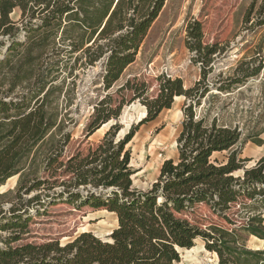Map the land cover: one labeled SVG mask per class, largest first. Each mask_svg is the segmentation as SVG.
I'll return each mask as SVG.
<instances>
[{
    "label": "trees",
    "instance_id": "16d2710c",
    "mask_svg": "<svg viewBox=\"0 0 264 264\" xmlns=\"http://www.w3.org/2000/svg\"><path fill=\"white\" fill-rule=\"evenodd\" d=\"M165 1L0 0V185L19 175L17 196L36 191L22 207L0 210V264H174L197 240L216 255L217 264H264V251L246 246L249 237L264 241V155L251 166L240 158L241 145L263 144L264 4L257 8L252 2L245 11L242 57L233 67L216 72L218 59L233 48L204 44L200 24L191 23L185 45L199 79L185 88L179 78L162 77L160 99L122 139L112 128L88 155L63 162L73 121L58 120L49 109L55 78L48 81L33 68L41 69L47 51L61 41L68 47L66 63L72 62L69 74L80 62L101 65V84L109 90L135 61ZM255 79L257 112L244 121L237 99ZM23 87L32 90L20 97ZM179 97L184 103L177 157L163 161L147 190H137L126 146L140 126ZM104 123L92 121L86 138ZM223 153L224 160L213 159ZM58 203L112 213L117 226L108 241L82 232L64 245L52 240L13 246L28 233L31 207L37 216ZM199 207L230 228L194 224Z\"/></svg>",
    "mask_w": 264,
    "mask_h": 264
},
{
    "label": "rangeland",
    "instance_id": "374dc122",
    "mask_svg": "<svg viewBox=\"0 0 264 264\" xmlns=\"http://www.w3.org/2000/svg\"><path fill=\"white\" fill-rule=\"evenodd\" d=\"M252 2L256 3L257 8L264 4L263 0H166L158 18L143 39L135 61L107 91L103 89L100 80L101 65L83 67L80 62L72 68V74H69L72 62L66 63L67 44L59 41L54 51L48 50V58L44 57L47 65L45 63L41 69L35 66L33 71L35 75H47L48 81L55 78L49 90L54 104L49 109L58 114V120H66L67 124L69 119L73 121L69 127L72 141L65 151L63 162L72 155L80 158L88 155L112 128L118 129L116 139H122L132 126L147 115L149 105L160 99L159 85L162 77L179 78L185 88L191 87L199 79V68L193 64L192 54L185 45L187 27L191 23L200 24L204 44L229 43L230 48H233L229 52L225 51L218 59L216 72L233 67L242 57V21ZM56 62L58 66H52ZM6 72L7 69L4 70ZM258 82L259 79L248 81L241 88L237 99V115L244 121L250 119V111L257 112ZM29 90L18 88V94L21 97ZM183 103L182 97L174 99L171 109L162 111L156 119L140 126L126 146L130 152V167L135 172L132 176L135 189L147 190L157 178L163 161L176 159V138L182 122ZM94 120L105 123L86 138L87 126ZM261 138V146L251 142L241 145L240 158L250 160L247 166L253 165L264 155V136ZM225 155L215 154L213 159L222 161ZM240 174L241 171L234 175ZM18 180L19 175L0 185L1 211H7L11 205L22 207V204L36 194V191L29 195L22 192L17 196L15 188ZM45 209V213L37 216L35 207L29 209L32 218L28 222V233L13 246L25 243L40 245L52 240L64 245L82 232L108 241L109 235L117 226L115 215L104 210L95 211L89 207L78 210L62 203ZM193 218L198 222L194 224L202 228L212 224L230 228V225L215 218L203 207L195 211ZM246 246L250 250L264 251V241L254 237L247 239ZM174 264H217V258L204 249L202 241L197 240L190 250L180 251V260Z\"/></svg>",
    "mask_w": 264,
    "mask_h": 264
},
{
    "label": "bare ground",
    "instance_id": "6f19581e",
    "mask_svg": "<svg viewBox=\"0 0 264 264\" xmlns=\"http://www.w3.org/2000/svg\"><path fill=\"white\" fill-rule=\"evenodd\" d=\"M177 99V98H176ZM115 221H116V218H115ZM81 231V230H80Z\"/></svg>",
    "mask_w": 264,
    "mask_h": 264
},
{
    "label": "water",
    "instance_id": "95a60500",
    "mask_svg": "<svg viewBox=\"0 0 264 264\" xmlns=\"http://www.w3.org/2000/svg\"><path fill=\"white\" fill-rule=\"evenodd\" d=\"M135 174V172L133 173V175Z\"/></svg>",
    "mask_w": 264,
    "mask_h": 264
}]
</instances>
